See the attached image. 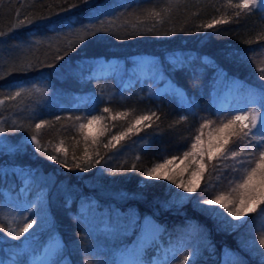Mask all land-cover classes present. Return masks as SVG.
I'll return each mask as SVG.
<instances>
[{"label": "trees", "instance_id": "1", "mask_svg": "<svg viewBox=\"0 0 264 264\" xmlns=\"http://www.w3.org/2000/svg\"><path fill=\"white\" fill-rule=\"evenodd\" d=\"M240 2L0 0V128L21 165L54 174V185L61 182L74 193H53V187L46 205L50 220L33 233L9 239L17 204L8 208L5 192L14 198L20 194L16 176L0 174V264L28 263L53 233L59 234L64 248L51 264H121L122 250L143 233L146 218L159 229L131 264H181L200 234L192 259L184 264H257L240 239L262 232L264 224L255 220L264 204L242 225L228 230L208 221L193 203V197L236 187L247 166L238 163V157L205 156L199 187L185 203L172 201L169 180L143 174L165 159L181 158L205 121L218 129L221 120L232 117V99L225 95L222 106L212 100L220 75L226 78V88L236 80V94L258 90L257 103H264V8L230 6ZM219 20L226 22L214 23ZM85 29L92 34L84 36ZM140 60L159 63L158 76L150 78V69L138 71ZM120 61L126 72L117 81L110 68ZM20 85L25 92L11 99ZM173 86L183 90L184 100ZM90 109L101 114L103 129L99 137L85 139L79 126ZM145 115L151 119L135 124ZM41 121L48 123L37 131ZM129 127L132 131L118 143L112 140ZM241 127L239 121L233 126L237 132ZM34 134L39 151L31 139ZM136 139L144 142L139 149L100 167L115 147ZM255 144L251 140L245 148L244 141L232 136L227 148L244 149L240 156L247 161ZM7 152L0 150V159ZM26 190L30 196L42 189ZM82 195L94 198L97 208L107 206L123 215L112 227L90 223L79 207ZM132 211L138 214L136 228L124 231Z\"/></svg>", "mask_w": 264, "mask_h": 264}, {"label": "rangeland", "instance_id": "2", "mask_svg": "<svg viewBox=\"0 0 264 264\" xmlns=\"http://www.w3.org/2000/svg\"><path fill=\"white\" fill-rule=\"evenodd\" d=\"M256 6H258L259 8H264V0H257ZM68 14L69 13L64 14V17ZM140 61L142 62L138 65V71L143 69H150V78L153 79L158 76V74L160 73L159 63L152 64L144 62L143 60ZM99 65L101 66V69L105 67V65H103L102 63ZM110 69L111 71H113L115 79L119 81L122 78V75H124V73L126 72V64L123 61H120L115 63ZM173 87L176 93L181 98V100H184L185 95L183 90L177 86ZM229 87L230 89H228ZM21 88H24V85L16 87L14 89V92L20 91ZM235 89L236 80L232 79L230 85L226 88V78L223 74L220 75L212 91L213 102L217 103V105L220 106L222 101L224 100L225 95L229 99H232V107L234 110L232 116L238 114L241 110H247L251 107H256L258 110H261V106H259V103H257L258 97L260 96L258 90H245L246 95L243 94L242 96H239L238 94H236ZM92 109H90L88 114L85 116V119L80 122V124L85 125V128L81 130V132L84 137H88L87 139H94L99 137L103 129L101 114L95 112V110ZM91 116H97L100 117V119L93 122L91 125H88V119ZM3 120V118H0V125ZM201 131L197 134L201 135V141L197 143V150L195 152V155L189 156L187 159H184L183 156L181 158H176L173 161L172 165L168 166L167 169L162 170V175H171L177 183L183 182L186 185H195L199 183L200 177L203 173V171L201 172V163H203L204 165L205 156L209 157V145L211 144L213 146L212 150L214 151L217 143L222 142V140L217 139L218 137H221L222 134L219 133L217 129H215V127L208 125L206 129H202ZM253 131L257 130L254 129ZM193 142H195V137L193 138L192 143ZM143 143L144 142L136 139L135 141L127 145L115 147L110 153V155L100 164V167L116 164L126 156L132 154L134 151L139 149L143 145ZM227 149L228 148L226 145V150ZM230 149H228L226 151L227 153L225 154L216 153L215 155H222V157H224L225 159L232 158L230 156V153L231 151L236 150L233 148ZM0 150L8 151L4 155V157L0 159V174H8L11 176V178L13 177V175H15V179L18 180L17 192L20 194L18 198H14L12 197V194H10V192H5V202L7 203L8 208H12L14 204H17L15 210L12 208L13 216L10 220L11 228L10 230H8L6 236L9 239L11 237L13 238L14 236H16V234L24 226L25 218H29L31 220H34L35 223L33 224L32 228H30L27 232L21 235L26 236L27 234L37 231L44 224H46L48 220H50L51 214L50 211L47 209L46 205L48 202L47 196L51 192V189L53 187V193L63 191L67 196L70 197H72L74 193H68V187L63 185L61 182L54 185V174L50 172H45L36 167L28 166L27 164H25L24 166L21 165V162L17 157L18 155H16L17 153H12L10 151L13 150V147L7 144V140L3 132H0ZM189 151H192V149H190ZM237 160L243 161L241 156H238ZM168 183H170V194L173 202L178 204L185 203V201L189 200L190 197H193L191 196L192 193H186L182 188H177L176 184H173L170 180ZM27 187L28 189L41 187L42 190L39 194L27 196ZM234 188L236 187H231L227 192L222 191L217 193L225 195L228 200H231L233 202V204L230 205L233 211L236 210L233 205L239 204L241 193L245 192L244 189H237L236 191H232V189ZM259 190V186L257 185L255 191ZM214 196L199 199L193 197L195 209H197V211L206 216V219L208 221H213V223L221 229L230 230L232 228H237L242 225L241 221H238L233 217L229 216L227 211H225V209L221 208L219 205L208 206L203 205L201 203L202 200L211 199L214 198ZM78 201L82 216H84L90 223H94L95 225L103 228L114 226L115 221H117L118 218L123 215L121 211L116 210L114 208H109L107 206H101L97 208V203L95 202V199L89 196H79ZM248 204H251L250 200H247L245 207H247ZM248 214H246L245 217H243L242 219L245 220ZM137 217L138 214L135 211H132V213H130V216L127 218V221H125L126 226H123L122 230L128 232L133 231L134 228H136ZM255 221H260L262 224H264V216L258 215ZM123 222L124 221H121L120 223ZM153 229H155V232H153ZM158 229V226L151 219H144L143 233L130 245L126 246L125 249L122 250L121 264H131L134 258L141 254V248H143V244H145L146 241L150 240V238L156 234ZM261 231L262 232L258 236H246L240 239V243L242 244V246L248 250V252L253 256L254 259H256L257 264H264V255H261L262 253H264V247L259 244V238L264 235V228ZM201 237L202 235L200 234L198 236V239H196L195 241L199 240ZM195 241L192 244L193 248L197 244ZM62 248H64V246L59 234L53 233L43 244L41 250L36 253L33 257H31L28 263L26 264H51L55 261L58 254H60ZM193 248L187 255V257H189V260H191L193 257ZM116 255L119 256V252H117Z\"/></svg>", "mask_w": 264, "mask_h": 264}, {"label": "snow or ice", "instance_id": "3", "mask_svg": "<svg viewBox=\"0 0 264 264\" xmlns=\"http://www.w3.org/2000/svg\"><path fill=\"white\" fill-rule=\"evenodd\" d=\"M257 4V0H241L239 4L231 5L233 7H236L238 9L242 10H250V6L254 7ZM241 13L237 12L236 16H239ZM155 16H159V13H153ZM30 22V21H29ZM224 20L215 21L214 23H225ZM21 24L24 23V21H20ZM206 27L211 28L213 27L212 24H208ZM103 29L97 28V31H101ZM92 34L89 30H84V36ZM79 35V34H77ZM83 39V37H80ZM72 41H69V44L71 45ZM57 59H60V57H57ZM262 73H264V68L260 69ZM261 79H264V74H262ZM25 92V89L21 88L20 91L15 92L14 95H12L10 98L15 99L17 97H20ZM0 103H3V101H0ZM105 112H108L109 109L105 108ZM127 115L126 113H118L117 116H123ZM152 115H155L153 113ZM117 117H113V119H116ZM59 119V118H57ZM79 119V118H77ZM100 119V117L97 116H91L88 119V125H91L93 122ZM151 116H140L137 117L135 124L139 125L142 121L150 120ZM185 117H181L180 121L185 120ZM180 121H177L179 123ZM241 122L242 127L240 128L239 132H237L233 126L236 124V122ZM246 121V123H245ZM46 123V121H41L40 123H37L35 125V128L37 131H39ZM209 121H205L200 125V130L208 127ZM85 128L84 124H80V129L83 130ZM229 129H232L231 131H227ZM256 129L257 131H253ZM4 129L0 128V132H3ZM132 131V128L129 127L126 132L121 133L118 136H113L112 140L116 141L117 143L124 138L129 132ZM139 131V129H137ZM219 133L222 134L221 137H218V140H222V142H218L215 146V150L213 151V146L209 145V160L213 158V156L216 153L225 154L226 152V145L229 144L230 138L232 136H237L240 140L245 142V148L249 146V143L251 140H255L256 144L253 145V151L249 153L248 155L251 157L247 161H238L242 166L247 165L244 167L243 174L240 177V182L236 184V188L232 189V191H236L237 189H244L245 192L241 193L240 196V202L238 205H233L235 207V211L232 210L230 207L233 202L231 200H228L225 195L223 194H217L214 196V198L211 199H204L201 201L203 205L208 206H215L219 205L221 208L225 209L227 211L228 215L233 217L234 219L241 221V223H244L242 218L245 217L248 213H257L258 206L260 204H264V103L261 104V110H258L256 107H251L247 110H241L238 114L233 115L230 119H227L226 122L221 120L220 126L217 129ZM202 135V131H201ZM201 135L195 136V142L192 143L191 149L192 151H185L183 153L184 159H187L189 156H194L195 152L197 150V143L201 141ZM88 137L85 136V139ZM32 142L35 143L37 150L39 151L41 148V144L39 140L37 139V135H32L31 137ZM111 143V141H110ZM115 145H113L114 147ZM107 147V145H106ZM259 149L257 152L256 149ZM57 152L63 151L61 148L56 149ZM244 152V149H241L240 152L237 151H231L230 156L232 158H236L241 155V153ZM258 157V158H257ZM50 160L60 162L56 156L49 155L47 157ZM139 159V157H137ZM176 159V157H172L171 159H165L162 163H156L151 168H148L143 174L146 177L149 178H157V179H166L170 180L173 184H176L177 188H182L184 192L186 193H193L197 190V187H199V184L195 185H186L183 182L177 183L176 180L171 176L167 174L162 175V170L167 169L168 166L173 164V161ZM96 163H99V160L96 161ZM254 164V166H252ZM76 167L79 168L80 165L76 164ZM136 165L133 164V168H135ZM204 165L201 163V172L203 171ZM235 170V168H234ZM231 183V182H230ZM259 186V191H255L256 186ZM246 199L251 201V204H248L247 207L244 205L246 204ZM211 210V209H209ZM259 215L264 216V208L260 209ZM35 223L34 220H31L29 218H25L24 226L20 229V231L14 236V239H18L21 235H23L25 232H27L30 228L33 227V224ZM153 232H155V229H153ZM259 244L264 247V235H262L259 238ZM261 255H264L262 253ZM189 257L185 256L184 261H188ZM134 264H140L139 261L134 262ZM181 264H184L182 261Z\"/></svg>", "mask_w": 264, "mask_h": 264}]
</instances>
